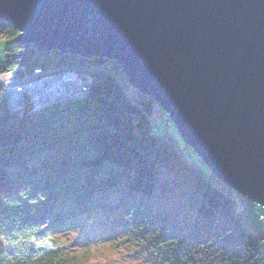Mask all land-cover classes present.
<instances>
[{"label": "trees", "instance_id": "1", "mask_svg": "<svg viewBox=\"0 0 264 264\" xmlns=\"http://www.w3.org/2000/svg\"><path fill=\"white\" fill-rule=\"evenodd\" d=\"M0 32L19 34L7 22ZM6 52L0 72L48 67L57 55L60 66L93 69L94 81L84 98L20 119L0 88V264H82L64 237L100 217L112 237L127 229L156 264H264L236 191L188 163L176 134L154 131V100L126 96L116 61L15 42Z\"/></svg>", "mask_w": 264, "mask_h": 264}, {"label": "water", "instance_id": "2", "mask_svg": "<svg viewBox=\"0 0 264 264\" xmlns=\"http://www.w3.org/2000/svg\"><path fill=\"white\" fill-rule=\"evenodd\" d=\"M17 42L116 61L223 183L264 206V0H0Z\"/></svg>", "mask_w": 264, "mask_h": 264}, {"label": "rangeland", "instance_id": "3", "mask_svg": "<svg viewBox=\"0 0 264 264\" xmlns=\"http://www.w3.org/2000/svg\"><path fill=\"white\" fill-rule=\"evenodd\" d=\"M12 43V40L0 37V65L5 62L7 57L6 49ZM59 61L60 60H56L54 63L58 70L71 69V66L68 65L60 66L58 64ZM36 69L38 68H33L31 74L35 72ZM13 70H16V73H21L22 75L24 73V71H20L19 67ZM14 77L17 76L14 75ZM87 87L90 88L89 85H87ZM128 89L131 91L130 93L133 95L134 100H138L145 96L131 85ZM151 121L156 128L176 134L180 145L185 148L183 154L184 159L188 163L194 160V158H192L194 155L191 154L193 149L185 143L177 126L157 104L155 105V113ZM195 157L206 170L209 169L197 154ZM235 195L238 201L240 200L239 202L242 204L243 210L247 212L249 228L262 238L261 249L264 250V206L253 202L238 192H236ZM76 227L78 228L76 230H70L64 239L69 251L85 257L82 264H156L155 258L149 252L136 245L135 240L130 236L127 229H120L118 232H115V235L112 237V224L103 223L101 217L87 221L86 223L80 222Z\"/></svg>", "mask_w": 264, "mask_h": 264}, {"label": "bare ground", "instance_id": "4", "mask_svg": "<svg viewBox=\"0 0 264 264\" xmlns=\"http://www.w3.org/2000/svg\"><path fill=\"white\" fill-rule=\"evenodd\" d=\"M18 32L20 33L19 30H18ZM0 37H1V32H0ZM17 38H18V36L12 40L13 43L14 42L18 43ZM18 44H20V43H18ZM27 45H29V44H27ZM35 50L37 52H39L36 48H35ZM57 57L58 56L56 55L55 58H57ZM41 58L44 59L42 55H41ZM55 58H53V59L55 60ZM19 68H20V71H24L23 75H25V76L27 75L26 77H28V79L24 78L21 73H16V70H11V73H10V70L0 72V88H2L5 91V94L7 97V102H8L9 113L13 114L18 119L22 118L29 108L32 109L33 111L37 112V111L43 110L45 107H48L51 104L56 103L58 101H62L65 99H82L89 94L90 90H85V85L81 81H84L86 83V86L89 85L90 88L93 85V81H94L93 76L91 75V71L93 69H90L88 67L80 68V67L75 66V65L71 66V71L81 74V76L84 79V80H80V79H75L74 77H71V84H69L67 81H65L63 79V77L58 76L59 72L57 71V67L54 63H51L48 67H44V68L43 67H37L38 69H36V70L43 72V75H42V73L33 74L34 72L31 74L32 71L30 72L28 67H26L25 65L19 66ZM14 75H16L17 77H14ZM22 77L25 79L23 81V84L22 85L20 83H16V84L21 85L22 90H24V88L31 90V92L33 93L32 97L28 96L27 93H25V92L15 91V90H17V89H14L15 87H13L14 92H11L9 87L6 86L8 81L12 82V80L13 81L19 80L22 82ZM125 78L128 82L126 75H125ZM29 83H32V85L29 86ZM130 85L131 84L128 82V84L125 88V90L127 92L126 96L129 97L130 99L134 100L133 95L130 93L131 91L128 89V87ZM23 86H24V88H23ZM132 87H134V86H132ZM9 91H10L12 103L11 102L9 103V96H8ZM83 94H84V97L81 96ZM145 96L149 97L147 95H145ZM16 98H18V100H16ZM156 104L159 105L158 102L154 101V108H155ZM11 110H13V111H11ZM152 117H151V119H152ZM151 124H152V121H151ZM152 126L154 128V131L157 132V130H158L160 133H158V132L157 133L159 134V136H162L161 129H157L154 126V124H152ZM181 137H182V135H181ZM187 145H189V144H187ZM191 154L194 155L192 157V158H194V160H193L194 162L192 160L190 161L191 165L195 168L197 166L202 167L201 163L198 162L196 160V157H195L196 154L198 156H199V154L194 149L191 151ZM200 159H201V161H203L201 157H200ZM208 168H209V166H208ZM236 192H238V191H236ZM239 201H237V203L242 208V204Z\"/></svg>", "mask_w": 264, "mask_h": 264}, {"label": "built area", "instance_id": "5", "mask_svg": "<svg viewBox=\"0 0 264 264\" xmlns=\"http://www.w3.org/2000/svg\"><path fill=\"white\" fill-rule=\"evenodd\" d=\"M55 60H59V56L57 57V58H55ZM57 71L59 72L58 73V76H61V77H63V79L65 80V81H67L69 84H71V77H74L75 79H80V80H84L83 79V77L81 76V74H79V73H75V72H72L71 71V69H68V70H66V69H62V70H58L57 69ZM36 73H38V74H40V73H42V75H43V72H41V71H39V70H36L33 74H36ZM10 74V73H9ZM10 76V75H9ZM27 76V75H26ZM25 75H24V78H26V79H28V77H26ZM56 76V75H55ZM22 79V82L21 81H13L12 80V82H7V84H6V86L7 87H9V89L11 90V92H14V89H17V90H15V91H17V92H19V91H21V92H25V93H27V95L28 96H30V97H32V95H33V93L31 92V90H29V89H25L24 88V86H23V88H24V90H22V84H23V81L25 80V79ZM20 83L21 85H18V84H16V83ZM84 85H85V90H90V88L89 87H87L86 86V83L84 82V81H81ZM32 85V83H29V86H31ZM13 87H15L14 89H13ZM13 90V91H12ZM18 95V94H17ZM9 103L11 102L12 103V101H11V95H10V91H9ZM81 96H83L84 97V94L83 95H81ZM20 99V98H19ZM16 100H18V98H16ZM19 103V102H18ZM11 111H13V110H11ZM18 113V112H17ZM158 129V128H157ZM157 132L158 133H160L158 130H157Z\"/></svg>", "mask_w": 264, "mask_h": 264}]
</instances>
